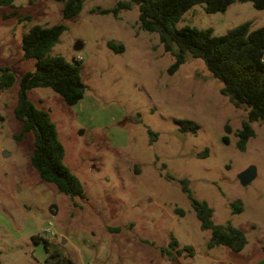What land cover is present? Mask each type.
<instances>
[{
  "label": "rangeland",
  "instance_id": "obj_1",
  "mask_svg": "<svg viewBox=\"0 0 264 264\" xmlns=\"http://www.w3.org/2000/svg\"><path fill=\"white\" fill-rule=\"evenodd\" d=\"M66 1L15 0L13 7H0V67L16 77L12 87L0 90V264H51L62 257L76 264L264 262V123L251 124L255 136L240 150L237 132L247 110L221 94L223 83L203 60L187 55L170 74L175 58L158 33L139 27L137 5L116 17L102 11L129 0H83L81 12L64 19ZM248 21L253 29L263 27L264 9L236 2L225 12L207 13L197 4L176 27L223 35ZM57 24L66 31L49 55L83 56L86 95L74 106L50 88L33 89L29 97L50 111L64 162L81 181L84 199L42 181L31 165L34 135L16 137L22 130L14 115L19 81L36 68L35 59L24 57L23 36L33 25ZM109 41L125 51L116 53ZM179 120L194 122L197 131L182 132ZM205 150L208 156L200 157ZM251 166L256 177L242 185L238 176ZM184 179L194 198L213 209L216 225L243 231L242 251L210 246L211 232L201 228ZM49 222L55 235L45 233ZM172 237L178 241L174 249Z\"/></svg>",
  "mask_w": 264,
  "mask_h": 264
},
{
  "label": "trees",
  "instance_id": "obj_2",
  "mask_svg": "<svg viewBox=\"0 0 264 264\" xmlns=\"http://www.w3.org/2000/svg\"><path fill=\"white\" fill-rule=\"evenodd\" d=\"M236 2H251L255 9H264V0H129L119 2L115 9L104 10L102 13H113L117 17L121 10L137 5L139 27L149 33H158L164 49L175 58L169 69L170 74L179 70L186 62L187 55L203 60L212 76L223 83L221 94L228 97L235 107H245L247 110V120L237 132L238 148L243 151L249 140L255 136L251 124L264 123V26L253 29L252 22L248 21L223 35H214L211 28L176 27L183 15L197 4H203L207 13H218L227 11ZM14 3L15 0H0V7H13ZM82 7L83 0H67L63 18L70 19L78 15ZM65 31L63 24L33 25L23 36L24 57L35 59L36 68L33 72L25 73L19 81L14 115L22 123V130L16 137L22 140L27 133L34 135L31 165L42 181L54 184L59 193L84 199L81 181L64 162L66 151L49 111L37 107L29 97L33 89L50 88L61 95L68 106L77 105L84 99L87 88L81 78L82 61L76 58L68 60L62 55H49ZM107 45L116 53L125 51L123 44L109 41ZM15 81L16 77L10 68L0 67V90L9 89ZM177 122L182 132L195 133L198 129V125L192 121ZM226 130L229 131V128ZM199 156H208V150ZM181 183L184 192L193 202L201 228L211 232L210 246H225L234 252L242 251L247 244L243 231L232 225H216L212 220L213 209L206 202L194 198L186 179L181 180ZM233 207L236 211L242 210L239 202L233 203ZM175 211L181 216L184 215L180 209ZM120 230L121 228L115 229ZM33 240L39 242L36 236ZM47 245L46 243L45 247L48 252ZM177 246L178 241L172 237L170 248ZM162 254L172 256L169 249H163ZM46 264H50L49 260ZM51 264L74 262L68 257H62L53 260Z\"/></svg>",
  "mask_w": 264,
  "mask_h": 264
},
{
  "label": "water",
  "instance_id": "obj_3",
  "mask_svg": "<svg viewBox=\"0 0 264 264\" xmlns=\"http://www.w3.org/2000/svg\"><path fill=\"white\" fill-rule=\"evenodd\" d=\"M74 49H75L76 51L81 50V49H82V44H81L80 42H77V43L75 44ZM255 177H256V169H255V167H253V166L247 168L245 171H243V172L238 176V178H239V180H240V182H241L242 185H247V184L250 183L252 180H254ZM55 210H56V206H52V207L50 208V211H51L52 213H54V214H55V212H54Z\"/></svg>",
  "mask_w": 264,
  "mask_h": 264
},
{
  "label": "built area",
  "instance_id": "obj_4",
  "mask_svg": "<svg viewBox=\"0 0 264 264\" xmlns=\"http://www.w3.org/2000/svg\"><path fill=\"white\" fill-rule=\"evenodd\" d=\"M76 59L82 61L83 60V56H77ZM48 225L49 226L45 229V233H48V234H51V235H55L54 232H53V223L49 222Z\"/></svg>",
  "mask_w": 264,
  "mask_h": 264
},
{
  "label": "crops",
  "instance_id": "obj_5",
  "mask_svg": "<svg viewBox=\"0 0 264 264\" xmlns=\"http://www.w3.org/2000/svg\"><path fill=\"white\" fill-rule=\"evenodd\" d=\"M79 56V55H78ZM47 111V110H46ZM49 113H50V111H49ZM58 131V130H57ZM58 136H59V134H58ZM60 139V138H59ZM66 156V155H65ZM73 261V260H72ZM74 264H76V263H74ZM260 264H264V262H262V263H260Z\"/></svg>",
  "mask_w": 264,
  "mask_h": 264
}]
</instances>
